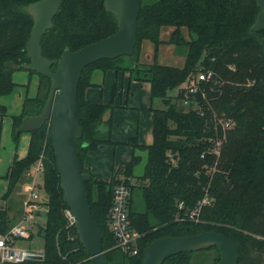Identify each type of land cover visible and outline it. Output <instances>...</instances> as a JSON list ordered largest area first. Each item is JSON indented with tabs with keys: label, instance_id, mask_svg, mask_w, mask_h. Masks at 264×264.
<instances>
[{
	"label": "trees",
	"instance_id": "obj_1",
	"mask_svg": "<svg viewBox=\"0 0 264 264\" xmlns=\"http://www.w3.org/2000/svg\"><path fill=\"white\" fill-rule=\"evenodd\" d=\"M37 1L0 0V97L12 94L17 86L13 81L16 70L5 63L21 66L29 62L25 45L33 20L25 7ZM258 12L255 0H140L132 55L101 59L83 69L75 103L82 136L75 145L82 171L90 175L85 189L107 264H141L143 252L155 239L202 231L228 236L238 250L236 264H264V55L262 31L250 30ZM162 28H172L168 44L185 49L182 67L157 62ZM116 30V18L106 11L104 0H62L52 27L42 36V55L58 60L65 50L76 51ZM144 40L153 46L149 64L139 62ZM125 58L132 67L122 66ZM95 71H126L130 82L149 83L150 97L164 104L161 109H147L151 113V144H140L136 136L122 143L131 148V157L120 163L108 180L95 177L84 166L87 153L102 145L119 144L111 138V117L104 119L114 108L112 101L104 104L85 97L86 89L96 86L91 81ZM200 71L210 72L211 77L198 84L197 92H188V79ZM28 74L38 77L37 90L33 97L25 96L20 112L11 116L15 145L21 135L15 130L22 118L38 115L50 91L47 77L34 71ZM176 88L177 94L169 96ZM116 90L113 84L111 100ZM174 100L187 101L189 107L177 108ZM6 115L7 108L0 106V117ZM222 120H229L230 126L223 127ZM218 138H222L220 161L213 168L218 156L213 144ZM136 150L146 151L147 157L143 174L135 178L133 170L141 159ZM39 159L43 165L39 188L47 197L45 224L37 231L43 239V258L2 264H90L75 228L67 226L64 216L68 205L60 188L49 121L29 133L26 155L12 159L3 196L7 198L19 183L22 186L29 180L26 175ZM122 182L130 186V229L139 234L136 255L115 248L109 229L113 189ZM195 210L199 211L191 217ZM21 213L19 210L16 217L12 208L1 207L0 234L17 222ZM218 260L216 247H204L171 255L162 264H215Z\"/></svg>",
	"mask_w": 264,
	"mask_h": 264
},
{
	"label": "water",
	"instance_id": "obj_2",
	"mask_svg": "<svg viewBox=\"0 0 264 264\" xmlns=\"http://www.w3.org/2000/svg\"><path fill=\"white\" fill-rule=\"evenodd\" d=\"M259 12L250 30L262 31L260 46L264 55V0H255ZM62 0H39L28 5L25 12L33 20L25 51L29 63L17 66L5 63L8 68L34 71L50 80V91L41 112L24 117L16 133H30L46 122L51 124V146L60 176L63 201L75 219L74 228L78 241L90 256V264H107L102 250V236L97 228L88 201L85 182L90 175L82 171L75 141L82 136L75 117L78 82L83 69L101 59L130 56L134 51L140 0H104L106 11L117 21V30L110 36L90 43L76 51L65 50L60 59L48 60L42 55L40 42L44 33L52 27V19ZM55 65V70H52ZM204 247H216L219 260L215 264H236L238 250L226 235L214 231L180 237H162L152 241L143 252L141 264H162L169 256L181 252L197 251ZM27 259L40 260V251Z\"/></svg>",
	"mask_w": 264,
	"mask_h": 264
},
{
	"label": "rangeland",
	"instance_id": "obj_3",
	"mask_svg": "<svg viewBox=\"0 0 264 264\" xmlns=\"http://www.w3.org/2000/svg\"><path fill=\"white\" fill-rule=\"evenodd\" d=\"M145 1L150 3V2H153L154 0H145ZM171 31H172V28H162L160 30L159 37L163 41V43L159 46V49H158L157 62L163 65H168V66H173V67H182L184 63V59H185V49L181 47L177 48L171 44H168L167 41L169 39V35ZM182 32H183V36L187 38L188 36H187L186 30L182 29ZM152 55H153L152 44L146 40L142 41L139 62L145 63V64L151 63ZM122 66L132 67V63L128 60V58H125ZM101 73L102 72L97 71V75L93 77L95 84L101 82L100 76H99ZM25 75H27L28 77L29 74H28V71L24 69H19L14 72L13 80L17 84V86L14 88V91L12 92V94L8 96L0 97V106H5V107L8 106L10 99L12 97H15V94L20 93V92L22 93L25 92V87H22L19 84L20 80H23V79L26 80ZM29 76L30 77L34 76L33 78L34 81H36V78L38 80V77L35 76L34 74L29 75ZM107 76H109L110 78H107ZM115 79L118 84L114 82ZM127 81H128V74L126 71L117 72V73H114V71L106 72L105 85H106V91L109 93V96H110L111 87H112L111 84L114 82V84L117 87L116 93L117 91H119L117 94L118 96H116L115 94V98H117V101L119 102L120 100H123V102H127V105H128V110H125L124 117L122 116L123 114H121L117 118L119 120H116V123L114 125V132L116 134H120L121 130L124 128V126H122V123L123 124L130 123L131 125H134V126L137 125L138 123L137 111L134 108H138V109L142 108L143 113L139 112V115H138L139 121H143V119L147 117L144 113H149V111L147 110L149 106L152 108H158V109L164 108V104L162 103L161 99L150 97V85L148 83L139 84V83H135V81H131L128 86ZM122 84H123V89H122ZM183 85H185V83ZM120 86H121V92H120ZM177 91H178L177 88L173 89L168 92V95L175 96L177 94ZM34 95L35 93L33 94V96ZM25 96H28V95L25 94L24 97ZM33 96H32V93H30V96L28 97H33ZM175 102L177 103V108H183L185 110L189 107V104H190L189 102H186V101H179V102L175 101ZM194 107L196 108V106ZM10 108L11 107L9 106L7 109L11 110ZM20 109H21L20 107H16V109L12 110L11 111L12 115L18 114L20 112L19 111ZM144 109H146L148 112ZM10 119L11 118L8 115L4 117H0V184H1L0 186V208L1 207H6L9 209L12 208L13 213H15L17 217V212H19V209L21 206V199H23L22 186L19 183L14 189V191L7 198H4L3 194L5 192L3 193L2 191L7 183L5 176H6L7 168L10 165V163L7 160V158L9 157V153L12 151V154L16 155L17 158L23 157L26 153V144H25V139H24L25 133H21L18 143L16 145L15 143H13L12 137H11V130L5 129V127L7 126V124L5 123H8ZM1 120L3 122H1ZM222 124H223V127L230 126L229 120H222ZM222 138H218L213 144V151L218 150L217 160L213 168H215L218 161H220V157H219L220 148L219 147L221 146L220 144L222 143ZM144 141H146L145 143H151L152 136H151V129L150 130L145 129L144 126H142V142ZM104 146H109V145H104ZM116 147H118L116 150L117 158L118 157L127 158L128 154H127L126 149H128L130 153L129 148L121 144ZM135 153L141 157L139 163L135 166L133 170L134 177L136 178L143 174L144 166L146 164L147 153L146 151H139V150H136ZM39 181L41 182V180ZM40 196L44 204L41 207L42 213L39 212V216H41V218L40 219L37 218L36 221L38 222L39 226H41L42 228L45 224V218H46L47 208L45 204L47 201V197L43 191H40ZM39 226L35 227L34 236L32 237L31 240L21 241L19 242L18 246L21 248H30L34 250L36 249L40 250L42 248L43 239L37 233ZM207 248L210 249L212 247H207ZM211 255L215 256L216 254L215 252H212ZM204 264H210V261H206Z\"/></svg>",
	"mask_w": 264,
	"mask_h": 264
},
{
	"label": "built area",
	"instance_id": "obj_4",
	"mask_svg": "<svg viewBox=\"0 0 264 264\" xmlns=\"http://www.w3.org/2000/svg\"><path fill=\"white\" fill-rule=\"evenodd\" d=\"M210 72L200 71L194 77H190L186 84L190 93L197 92L198 84L209 80ZM187 102V101H186ZM221 125L223 126L222 122ZM216 154L218 150L214 151ZM43 165L41 159L27 173L28 181L22 184L24 194L22 200V213L19 220L14 223L4 234H0V264L20 263L27 260L29 255H34L40 251L41 259L43 254L41 249L34 250L30 248H21L18 246L21 241L31 240V234L34 236V229L39 226L36 221L41 213V207L44 204L40 196V185L42 184ZM41 180V182L39 181ZM128 182L132 180L127 178ZM130 198L129 183L117 184L113 189L112 206L109 212V229L115 238V248L128 255H136V242L139 234L130 229L128 217V204ZM205 203V201L201 202ZM182 207V204H179ZM199 210L191 212L190 216L197 214ZM64 216L67 220V226L74 227L75 219L69 208L64 210Z\"/></svg>",
	"mask_w": 264,
	"mask_h": 264
},
{
	"label": "crops",
	"instance_id": "obj_5",
	"mask_svg": "<svg viewBox=\"0 0 264 264\" xmlns=\"http://www.w3.org/2000/svg\"><path fill=\"white\" fill-rule=\"evenodd\" d=\"M127 74H128V72H127ZM95 75H97V71H95L92 75L91 80L93 83H94L93 77ZM99 76H100L101 82L97 83V84L94 83L96 86L88 87L85 91V97L89 101L102 102L104 104H108L112 101L114 108L111 110H108L106 112V115L104 118V119H107L109 116L111 117V138H112V140L114 142L119 143L118 145H120V144L124 145L122 143H125L128 140V138L136 136L140 144H143V145L151 144V143H145L146 141L142 142V126H144L145 129H149V130L151 129V113L150 112L144 113L147 117H145L143 119V121H139V119H138L139 112L143 113L142 108H139V109L134 108L137 111L138 123L136 126L131 125L130 123H127V124L122 123V126H124V128L121 130V133L116 134L114 132V125L116 123V120H119L117 118L121 114H123L122 116L124 117L125 110H128V105H127V102H123V100H120V102L117 101V98H115V96L111 100V92H110V96H109V93L106 91V85H105L106 73H104V74L101 73ZM25 77H26V80L23 79V80H20V82H19V84L22 87H25V92L24 93L20 92V93L15 94V97H12L9 101L8 106H6L7 108L9 106L11 107L10 108L11 110L7 109L8 110L7 115L10 116V118L12 115L11 111L16 109V107H21V103L24 99L23 97L25 94H27L28 96H30V93H32V96L34 93L36 94L37 83H38L37 78H36V81H34L33 80L34 76L30 77L28 75V77H27V75H25ZM28 78H30V79H28ZM107 78H110V77L107 76ZM114 82L117 83L116 79ZM114 82L111 84V86L114 84ZM135 83H139V82H135ZM145 83H147V82L139 83V84H145ZM127 84H128V86L130 84L129 74H128ZM122 89H123V84H122ZM118 92L119 91H117L116 96H118L117 95ZM120 92H121V86H120ZM144 110H146V109H144ZM1 122H3V121L1 120ZM5 124H7L5 129L12 130V120L11 119L8 123H5ZM151 136H152V134H151ZM24 139H25L26 152H27V147H28V142H29V133L24 134ZM118 145H115V146H112V145L104 146V145H102V146H99L97 148V150L87 153L86 158H85V162H84L85 168L89 169L95 177L101 178L104 180H108L110 178L112 171L114 169H116L120 163L128 161L131 157V154H132L131 148L129 146H127L130 150V153H129L128 149H126L127 154H128L127 158H119V157L117 158L116 150L118 147H116V146H118ZM124 146H126V145H124ZM25 155H26V153H25ZM14 156H16V155L12 154V151H11L9 153V157L7 158L9 163H11ZM23 157H19V158H23ZM132 180H134V179H132ZM0 186H1V184H0ZM5 191H6V186L4 187L2 192L4 193ZM22 194H23V192H22ZM22 196L24 197V194ZM22 200L23 199H21V206L19 209V210H21V212H22ZM39 217L41 218V216H39ZM40 218H38V219H40Z\"/></svg>",
	"mask_w": 264,
	"mask_h": 264
}]
</instances>
